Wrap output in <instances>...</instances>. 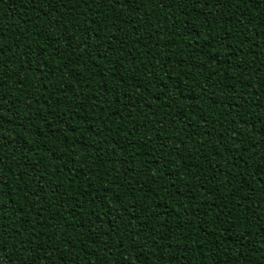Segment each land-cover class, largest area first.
<instances>
[{
	"label": "trees",
	"instance_id": "16d2710c",
	"mask_svg": "<svg viewBox=\"0 0 264 264\" xmlns=\"http://www.w3.org/2000/svg\"><path fill=\"white\" fill-rule=\"evenodd\" d=\"M0 264H264V0H0Z\"/></svg>",
	"mask_w": 264,
	"mask_h": 264
}]
</instances>
